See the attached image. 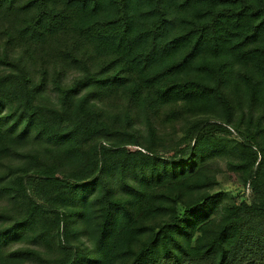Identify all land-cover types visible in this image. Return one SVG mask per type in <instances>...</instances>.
<instances>
[{"label":"trees","instance_id":"obj_1","mask_svg":"<svg viewBox=\"0 0 264 264\" xmlns=\"http://www.w3.org/2000/svg\"><path fill=\"white\" fill-rule=\"evenodd\" d=\"M17 1L0 0V7ZM32 4L37 12L33 22L26 23V31L64 38L69 49L111 61L110 68L128 77L122 88L130 91L136 116L144 107L156 112L174 104L185 114L207 115V122L226 131L230 127L241 133L244 128L247 136L241 138L255 144L262 169L264 0H33ZM31 58V52L24 50L22 69L0 76V103L15 94L26 116L45 112L51 118L50 142L62 146L70 161L65 179L51 180L64 183L66 191L55 195L54 206L41 207L57 216L55 240L75 249L68 242L66 231H71L87 238L91 248H87L90 262L75 257L63 264H264V194L247 206L242 218L207 222L218 204V197L210 195L215 177L206 170L195 171L198 158L205 156L206 137H198L176 159L149 156L151 166H131L123 150L130 145L149 148L143 143V130L119 129L102 120L86 86L51 107L35 104L25 66ZM67 119L72 124L62 130ZM21 124L27 137L31 122ZM9 133L16 131H6L0 124V161L14 142ZM116 157L121 160H113ZM255 164L256 160L248 180L260 172H254ZM29 173L46 177L36 169L26 172L22 181ZM169 174L178 181L158 189ZM178 205L185 208L181 217ZM249 238L260 251L243 244ZM19 256L15 253L13 258Z\"/></svg>","mask_w":264,"mask_h":264},{"label":"rangeland","instance_id":"obj_2","mask_svg":"<svg viewBox=\"0 0 264 264\" xmlns=\"http://www.w3.org/2000/svg\"><path fill=\"white\" fill-rule=\"evenodd\" d=\"M32 3L33 0H19L0 7V76L20 71L21 53L27 50L32 54L25 65L29 69L27 83L35 96V104L51 107L58 104L59 99L86 86L89 95L95 97L93 102L102 120L119 129L132 127L143 130V143L149 148L130 145L123 150V156L131 166H151L149 156L176 159L182 150L193 147L198 137H206L202 144L205 156L198 158L195 171L206 170L215 177L210 195L218 197V204L207 222L219 224L224 219L235 221L244 217L247 206L264 194V165L258 169L262 157L253 142L247 140L251 146L241 138V135L247 136L246 129L242 128L240 133L228 127V132L213 122H207V115L185 114L181 106L174 104L160 106L156 112L144 107L136 116L138 111L130 100V91L122 88L128 77L110 68L111 61L86 56L74 47L69 49L64 38L54 40L26 31V23H32L37 12ZM67 35L69 37L70 34ZM19 106L20 101L15 94L0 103L2 128L16 131V134L9 133L14 142L0 161V264H63L75 257L77 261L81 259L88 263L87 248L91 246L87 238L66 231L68 242L75 249L64 247L53 238L56 214L41 207L54 206L55 195L66 191L64 183L54 184L51 180L65 179L70 161L66 160L62 146L50 142L51 118L45 112L34 117L26 116ZM28 121L31 122L29 135L23 137L25 124L21 123ZM71 124L67 119L61 126L62 130ZM90 144L83 146L84 149ZM57 152L61 156L56 157ZM119 158L113 160L119 162ZM255 160L254 172H260L252 181L248 177ZM36 169L46 177L29 173L22 181L26 172ZM175 181H178L177 177L169 174L158 189ZM155 190H150L149 194ZM177 211L181 217L185 208L178 205ZM63 228L61 231L65 230ZM246 243L243 242L251 251H260L250 238ZM231 249L237 252L233 245ZM15 253L21 256L13 258ZM246 256L252 257L250 253Z\"/></svg>","mask_w":264,"mask_h":264}]
</instances>
